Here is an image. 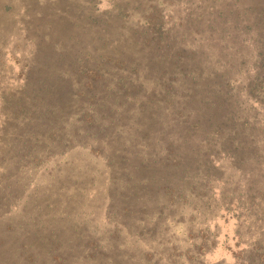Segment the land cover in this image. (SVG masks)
<instances>
[{
  "label": "rangeland",
  "instance_id": "obj_1",
  "mask_svg": "<svg viewBox=\"0 0 264 264\" xmlns=\"http://www.w3.org/2000/svg\"><path fill=\"white\" fill-rule=\"evenodd\" d=\"M0 264H264V0H0Z\"/></svg>",
  "mask_w": 264,
  "mask_h": 264
}]
</instances>
